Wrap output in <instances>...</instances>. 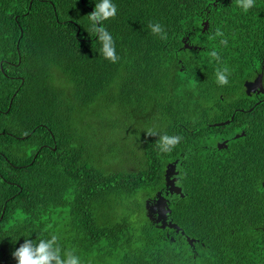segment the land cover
Returning a JSON list of instances; mask_svg holds the SVG:
<instances>
[{
	"label": "trees",
	"instance_id": "1",
	"mask_svg": "<svg viewBox=\"0 0 264 264\" xmlns=\"http://www.w3.org/2000/svg\"><path fill=\"white\" fill-rule=\"evenodd\" d=\"M99 2L0 0V264H16L12 253L26 238L53 234L81 264H264V198L258 209L250 200L239 211L246 188L234 183L227 195L233 175L221 164H235L239 154L207 162L201 134L208 129L202 75L227 66L212 64L208 53L236 57L235 29L249 36L264 29V0L247 12L251 29L234 11L211 19L212 33L235 34L226 48L220 37H196V50L184 38L198 33L206 9L220 11L227 1L112 0L117 13L104 27L117 63L104 59L90 30L88 14ZM156 22L167 40L151 33ZM108 102L117 104L106 110L118 120L95 113L86 120ZM148 129L183 140L162 154ZM174 160L184 197L170 199L169 219L183 237L144 218L139 201L163 188ZM121 196L132 198L129 221L106 213Z\"/></svg>",
	"mask_w": 264,
	"mask_h": 264
},
{
	"label": "flooded vegetation",
	"instance_id": "2",
	"mask_svg": "<svg viewBox=\"0 0 264 264\" xmlns=\"http://www.w3.org/2000/svg\"><path fill=\"white\" fill-rule=\"evenodd\" d=\"M223 1H227L226 4L221 2L224 9L219 11V6L212 4V11L206 9L202 13L198 33L192 30V35L189 38H184L189 40L187 44L190 48H195V50L197 48V46L191 44L193 38L199 37V40H201L213 35L211 19L219 15H225V18L233 16L239 23H246L247 28H253L248 27V25H252L250 21L251 13L249 15L247 12H243L236 6L235 0L234 2L233 0ZM227 11H234L239 14L230 16L227 15ZM261 15H264V13ZM260 22L264 23V19H260ZM235 30L237 32L236 36H238L236 37L235 46L239 49V52L236 57L225 56L221 58V61L225 62L231 72L228 85L221 87L216 83V70L212 67L211 69L206 67L207 73L202 75L203 81L206 80L203 86V94L206 98V117H203V119H205V125L208 129L201 132V134L205 138L202 143H204V156L207 162L209 160L216 162L223 158L231 160L232 156H235V153L238 152L239 157L235 164L231 162L221 163L233 175V178H231L232 185L227 187L225 193L232 195L234 183L242 184L246 188L244 192H247V196L244 203L239 207V211L250 200L252 201V203L249 202L250 208L255 210L261 205L260 199L264 198V29H256V34L252 36L243 34L242 29L236 28ZM234 35L230 33L226 37L224 34V38L228 39L227 45L232 43V39L234 41ZM214 63L217 62L213 61L212 64ZM182 68H179L181 73L183 72ZM225 122L228 123L219 127L215 126L218 123ZM235 168L239 171H236ZM175 178V184L181 188L180 171H178ZM161 190L163 193L165 192L164 187ZM154 195L147 200L152 201ZM177 197L179 196L168 195L167 199L170 202L171 198L175 201ZM262 206L259 214L264 217V203ZM176 234L181 235L180 232Z\"/></svg>",
	"mask_w": 264,
	"mask_h": 264
},
{
	"label": "clouds",
	"instance_id": "3",
	"mask_svg": "<svg viewBox=\"0 0 264 264\" xmlns=\"http://www.w3.org/2000/svg\"><path fill=\"white\" fill-rule=\"evenodd\" d=\"M235 3L237 7L246 13L254 7L255 0H235ZM116 13L117 8L112 0H100L99 3L95 4L94 10L88 14L91 23L90 30L98 36L101 43V54L110 63L119 62L120 57L116 53L115 41L111 33L104 27V22L114 19ZM148 27L153 35L158 36L161 40H167V33L160 23H150ZM216 37L221 38L219 42L222 46H227V39L224 38V33L219 28L215 30L209 39H215ZM208 55L211 60L220 63L221 56L219 52L212 50ZM230 75L231 72L227 66L217 68L215 71L216 83L221 87L228 85ZM146 134L148 136H158L156 145L162 154L171 153L183 140L182 136L161 134L154 129H148ZM12 256L16 264H81L80 257L74 251L62 249L60 238L55 234L51 235L49 239H40L38 243L26 238L12 253Z\"/></svg>",
	"mask_w": 264,
	"mask_h": 264
},
{
	"label": "water",
	"instance_id": "4",
	"mask_svg": "<svg viewBox=\"0 0 264 264\" xmlns=\"http://www.w3.org/2000/svg\"><path fill=\"white\" fill-rule=\"evenodd\" d=\"M184 47L189 48L188 45H185ZM227 123L228 122L218 123L215 126L219 127ZM219 147L221 146L219 145ZM177 162V160H174L173 162L168 163L165 167L163 174L165 192L163 193L162 190L157 191L152 201H145L144 209L146 218L151 223L155 224L157 228L162 230L167 228L174 230V232H181V234H184L182 229L169 219L170 209L169 200L167 199L168 195H178L181 198L184 197L181 188L175 184V176L178 174V171H176ZM171 240L173 241V238H171ZM186 241L189 246H192L196 240L186 237Z\"/></svg>",
	"mask_w": 264,
	"mask_h": 264
},
{
	"label": "rangeland",
	"instance_id": "5",
	"mask_svg": "<svg viewBox=\"0 0 264 264\" xmlns=\"http://www.w3.org/2000/svg\"><path fill=\"white\" fill-rule=\"evenodd\" d=\"M109 107H113L116 110L117 104H113L111 102L103 103L102 105L98 104L94 107V109L96 108V111H88L86 120H89L90 117L95 113L97 116L104 117L107 122L114 123L116 120H118V116L115 115L116 113L113 110L111 113L107 114L106 109ZM100 111H102V115H100ZM103 156L105 159H107L105 154H103ZM139 201L142 203V205H144L145 198H141ZM105 209L110 218L118 221L122 219L129 221L132 219V198L126 196L113 198ZM142 216L145 218V213H143Z\"/></svg>",
	"mask_w": 264,
	"mask_h": 264
},
{
	"label": "bare ground",
	"instance_id": "6",
	"mask_svg": "<svg viewBox=\"0 0 264 264\" xmlns=\"http://www.w3.org/2000/svg\"><path fill=\"white\" fill-rule=\"evenodd\" d=\"M62 174V173H61ZM140 176V175H139ZM146 184V183H145ZM76 195V194H75ZM49 203V202H48ZM67 208V207H66ZM57 210V209H56ZM67 210V209H66ZM46 212V211H45ZM52 213V212H51ZM56 215V214H55ZM44 217V216H43ZM47 220V219H46ZM60 220V219H59ZM52 221V220H51ZM49 225V224H48ZM17 239V238H16ZM189 263V262H188Z\"/></svg>",
	"mask_w": 264,
	"mask_h": 264
}]
</instances>
